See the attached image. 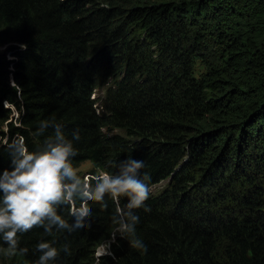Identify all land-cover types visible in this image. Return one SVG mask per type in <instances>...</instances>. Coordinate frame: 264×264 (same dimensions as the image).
<instances>
[{
  "label": "trees",
  "instance_id": "trees-1",
  "mask_svg": "<svg viewBox=\"0 0 264 264\" xmlns=\"http://www.w3.org/2000/svg\"><path fill=\"white\" fill-rule=\"evenodd\" d=\"M69 143L81 187L142 163L148 199L78 190L0 264H264V0H0V180Z\"/></svg>",
  "mask_w": 264,
  "mask_h": 264
},
{
  "label": "clouds",
  "instance_id": "clouds-1",
  "mask_svg": "<svg viewBox=\"0 0 264 264\" xmlns=\"http://www.w3.org/2000/svg\"><path fill=\"white\" fill-rule=\"evenodd\" d=\"M57 138L62 139L59 136ZM75 155L76 152L70 143L49 145L48 150L41 152H30L27 147H21L19 158L14 161V169L3 173V180H0V189L3 190L0 231L4 232L10 253L14 254L18 231L27 232L34 226L45 225V221H48L46 227L49 231L52 225L61 229L67 228L66 221L57 215L54 206L64 201L71 202L78 190L84 201H100L106 192L111 193L113 199L128 196L129 209L141 207L148 199V185L135 177L136 169L141 168L142 163H132L120 177L100 174V183L91 191L87 185L81 187V179L70 160V157ZM71 214L78 217L77 226H80L81 221L89 214L86 202L81 203L78 209L72 204ZM137 219L138 217H132L133 221ZM119 230L129 234L135 232L133 225L123 222L120 223ZM132 246L145 248L140 240H133ZM38 247L41 250L49 249L41 257L39 264H46L49 258L57 254L56 249L50 248L47 243H41Z\"/></svg>",
  "mask_w": 264,
  "mask_h": 264
},
{
  "label": "rangeland",
  "instance_id": "rangeland-1",
  "mask_svg": "<svg viewBox=\"0 0 264 264\" xmlns=\"http://www.w3.org/2000/svg\"><path fill=\"white\" fill-rule=\"evenodd\" d=\"M204 70H205V68L202 66V64L199 61H196L195 65H194V76L199 78L203 74ZM91 168H92L91 164L88 162H85L79 167V169L77 171L82 172V173H86ZM163 184H165V183H162L161 185L157 186L156 188H153L152 190L154 191V189H160L161 187H163ZM111 241L112 240H110L109 242H111ZM98 250L99 251L96 253V256L108 254V243L101 246Z\"/></svg>",
  "mask_w": 264,
  "mask_h": 264
}]
</instances>
